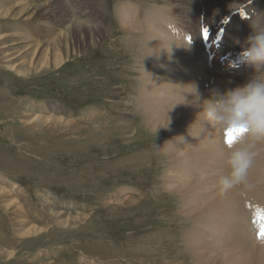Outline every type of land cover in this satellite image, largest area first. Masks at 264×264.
<instances>
[{"label":"rangeland","instance_id":"1","mask_svg":"<svg viewBox=\"0 0 264 264\" xmlns=\"http://www.w3.org/2000/svg\"><path fill=\"white\" fill-rule=\"evenodd\" d=\"M20 1L12 12L21 17L0 16V186L7 189L0 194V264H202L194 261L183 239L193 224L181 212L186 197L162 186L163 174L181 170L173 166L179 164L175 152L161 150L176 132L144 128L137 95L147 76L145 66L153 65L145 36L124 31L116 13L121 4L134 7L130 22L140 28L138 34L147 32L143 24L148 23L163 30L172 42L201 56L200 68L211 80L225 79L220 81L231 89L254 73L238 63L239 44L253 26L264 28V0L252 6L253 0H220L225 12L217 0H62L69 19L86 13L89 21H102L108 33L96 45L72 34L69 54L58 68L39 63L38 53L44 50L42 42L63 31L62 8L54 4L21 13L23 5L48 0ZM13 3L19 2L0 0V7ZM10 40L21 42L10 45ZM17 48L22 53L13 52ZM174 59L183 67L199 61L187 55ZM222 64L225 73L219 70ZM51 115L54 120L47 118ZM224 152L227 160L229 150ZM262 162L264 169V156ZM255 182L251 189L237 187L246 211L239 208L242 221L234 225L248 226L243 231L247 239L257 236L254 220L264 212V203L251 200L257 192L264 196V178ZM31 227L40 230L37 236L22 234ZM244 241L237 246L253 247L250 239Z\"/></svg>","mask_w":264,"mask_h":264},{"label":"bare ground","instance_id":"2","mask_svg":"<svg viewBox=\"0 0 264 264\" xmlns=\"http://www.w3.org/2000/svg\"><path fill=\"white\" fill-rule=\"evenodd\" d=\"M185 1L193 2L194 0ZM215 1L216 0L212 2ZM18 2L19 3H13L12 6L9 5L3 8L0 7V16L4 17L9 15L10 17L12 15L10 17L11 19H18V17H21V14L12 12L16 9L14 7H19V5H22L20 4V0H18ZM62 2V0H48L46 3H41L34 6L23 5V7L20 8L19 11L21 13L28 11L32 14L38 11V7H45L44 10H46L47 7L51 8L54 6V4H58L59 7L62 8V10L60 11V23L63 24V31L56 34L51 41L45 40V42H42L44 43V50H41L42 52L38 53L41 57L38 62L44 66L50 65L52 67L54 66L55 68H58L64 64L66 57L69 54H67V47L69 45V41H71L72 39V34L75 33L80 41H82V43H84V41L87 39L90 44L96 45V43L99 42L100 38H103L105 33H108V31L104 29L105 24L102 21L91 22L89 21L90 18L88 19L87 16H85L86 13L77 15V17H75L74 19H69L70 11H68V9L64 4H62ZM254 2L255 0L250 1L251 6ZM220 3L221 1L217 0L218 8H220L222 12H225L226 8L221 7V5L219 6ZM255 4L256 3H254V5ZM240 6H242V4ZM200 8L202 9V7ZM237 8L240 9L239 6ZM133 9L134 7L129 8L127 4H121L117 9V19H119L118 22L120 24V27L123 28L124 31H127L130 34H136L140 39H142L141 35L145 36L146 53L149 57V61L153 63V65L150 67L145 66L147 70V76L143 79L142 86L141 88H139V93L137 95L139 97V102H142L143 105L142 112L144 113V128L152 132H156L155 129L158 127V132L163 126L166 127L169 123L167 128H171L176 132V139H170L166 141L164 145H162L161 150L165 152H175V154L179 157V164H173V166L181 167V170L180 172L163 174L162 186L166 188V190H168L170 193L174 194L176 192H182V197H186V202L182 203L181 212L188 218H190V222H193V224L188 230H186L184 234L183 239L185 242V247L188 251L193 252L194 261H196V263L200 262L202 264H206L208 262L207 264H264V239L262 240L256 235H251L249 239L251 240V244L253 245L252 248H250L249 250H244V247L241 248L240 246H237V244L240 243L241 240H249L245 236H243L244 228L247 230L248 226L244 227L243 225H240L239 227V225H234V220L242 221L239 208L242 207L241 211H246L244 205L241 206L239 203L242 201L241 195L238 192V189L241 187H238V189H232L228 193L223 195H221L219 191V178L228 173L226 170V152H224V150H229V147H227L226 149L225 146L227 145L226 139L223 138V136L211 126L205 125L204 127L199 117L197 118V113L200 111L199 108L191 104L178 103L184 100L183 95L188 99H191V94L186 92L188 90V85L197 86L200 91L201 98L208 99L210 97L211 89L215 88L221 92L228 89L226 88L227 86H225L226 84L223 85L224 82L222 83L220 81V79H225L215 78L213 80L212 78V81L209 76L206 75L204 70L200 68V65H202V60L200 58L201 56L197 57L196 53H192L193 50L188 51L185 47L177 45L176 41L172 42V38L169 39L165 34H163V30L156 28L154 25H151L149 23L146 25L143 24V26L147 27L148 30L145 33L138 34V32H140V28L135 27L131 23L133 20L130 22V19L133 18L132 14L135 13V10ZM260 10L261 12L264 11V5L261 6ZM17 15L20 16L16 17ZM262 15H264V13H262ZM149 16L150 15H147V17ZM137 23V26H141L140 21H137ZM149 29L152 30L149 31ZM14 37L24 38L22 36ZM10 42V45H16L21 41L10 40ZM245 42L246 41H242L239 45L243 47L245 45ZM38 46L39 43H36L35 45L33 44L32 48L30 49L31 55L36 52ZM60 49H63V55L61 54ZM18 50L19 53H22L20 52L19 48H17V50H14L13 52L16 53L18 52ZM48 50L51 54L48 56H50L51 59H47L46 55L48 54ZM179 55H187L190 60L192 57L193 59L197 58L194 60L198 61L199 58L200 60L195 63V66H192L194 64L191 63V65L186 64L185 67H183V63L177 62L174 59ZM11 59L12 57H10L8 60ZM217 65L215 68H218ZM8 66L17 72H20L16 68L17 65L16 67L13 64ZM37 66L39 67V65ZM179 67H182L181 72H178ZM224 68L225 66H223L222 64L219 67L220 72L225 73L227 70ZM184 80L186 81V84L185 87H182L184 85ZM198 83H202V87L199 86ZM94 115H101V113H96ZM55 117V115H51L47 118L54 120ZM57 119H59V117ZM129 124L130 123H127V125ZM184 134H189V137H183ZM223 142L225 143V145L223 144ZM252 151H254L256 155L253 159L252 167L248 172V182L250 184L252 182L256 183L255 181L259 182L264 178V169H262L264 144H257L252 149ZM198 174H204L205 176ZM258 184H260V182ZM5 189L4 187L0 186V194L5 195V192H7V189ZM252 192H249V199ZM260 195L259 192L254 195L253 199H251L253 204H255V201H257V203H264V196L261 197ZM125 198L133 199V197ZM11 202L12 200L10 201V203ZM262 208L264 210V204H262ZM19 222L22 223L23 220H20ZM233 226L235 228V231H231ZM21 231L23 235L25 234L31 236H37V234H39L40 232V230L35 227L24 228ZM218 235H220V237ZM222 236H224V238ZM228 239H230V241Z\"/></svg>","mask_w":264,"mask_h":264},{"label":"clouds","instance_id":"3","mask_svg":"<svg viewBox=\"0 0 264 264\" xmlns=\"http://www.w3.org/2000/svg\"><path fill=\"white\" fill-rule=\"evenodd\" d=\"M238 63L254 69V75L243 85L223 92L213 88L208 99L201 98L197 86L188 85L186 92L191 94V99L183 95L184 100L178 102L199 108L197 118L204 127L211 126L226 140L231 137V144L226 145L229 171L218 181L221 195L237 187L242 190L252 187L248 182V172L256 155L252 149L264 144V28L253 26Z\"/></svg>","mask_w":264,"mask_h":264},{"label":"snow or ice","instance_id":"4","mask_svg":"<svg viewBox=\"0 0 264 264\" xmlns=\"http://www.w3.org/2000/svg\"><path fill=\"white\" fill-rule=\"evenodd\" d=\"M203 35L204 37L208 36V30L205 28L203 29ZM227 143L231 144V137H229L226 140ZM254 223H257L258 226V232H257V236L258 238L264 239V212H258L256 219L254 220Z\"/></svg>","mask_w":264,"mask_h":264}]
</instances>
